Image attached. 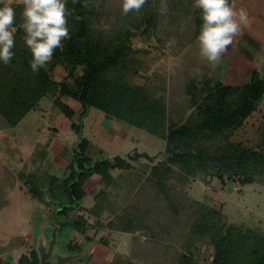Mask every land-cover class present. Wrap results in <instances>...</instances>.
<instances>
[{
    "label": "trees",
    "instance_id": "1",
    "mask_svg": "<svg viewBox=\"0 0 264 264\" xmlns=\"http://www.w3.org/2000/svg\"><path fill=\"white\" fill-rule=\"evenodd\" d=\"M3 3L6 2H0V7ZM84 3L85 0L75 3L68 0L71 38L63 41V48L56 49L52 60L37 73L29 68L32 57L20 28L23 5L11 3L18 30L11 62L8 65L0 62V119L14 128L38 108L44 98L52 95L56 96L55 106L68 119H72L76 111L62 101V97L80 105V119L93 107L110 120L164 140V157L151 168L148 177L154 198L164 200L170 218L185 214L183 251L176 264H202L192 252L197 242L213 247L211 264H264L262 234L228 225L218 210L189 199L167 183L175 178L185 185L190 177L202 176L217 177L222 182L224 178L237 180L241 185L264 184V127L262 131L258 129L259 139L255 145L251 144L249 134L248 137L243 135L247 132L246 120L263 100L264 79L255 69L248 82L231 85L220 77L181 65L182 74L174 83L171 95L162 86L137 85L133 82L140 59L132 51V38L139 31L148 36L155 34L161 20L177 29L186 22L190 25L180 45L184 50L199 35L201 11L193 7V0H147L139 13L123 15L121 9L117 10L116 21L111 23L104 0H87V7L82 6ZM102 20L111 23L112 29L100 26ZM58 68L65 71L61 81L54 79ZM72 126L78 132L82 128L81 124ZM88 145L89 141L83 137L72 148L66 178L55 179L56 195L50 198L49 190L45 192L42 183L40 187L35 188V184L30 187L34 197L54 206L60 216L68 209L76 212L82 207L87 195L82 183L91 170L101 173V165L105 164L107 170L103 176L111 182V170H127L130 166L119 156L85 165L91 161L86 155ZM145 187V184L141 186L140 193ZM65 220L63 229L68 224L72 229L83 226L82 217ZM117 220L121 230L129 232L141 228L121 215Z\"/></svg>",
    "mask_w": 264,
    "mask_h": 264
},
{
    "label": "rangeland",
    "instance_id": "2",
    "mask_svg": "<svg viewBox=\"0 0 264 264\" xmlns=\"http://www.w3.org/2000/svg\"><path fill=\"white\" fill-rule=\"evenodd\" d=\"M104 1L109 21L114 23L122 0ZM246 1L251 0H236L235 10ZM11 3H20V0H11ZM111 23L102 20L100 26L112 29ZM189 25L184 22L182 28L177 29L161 20L155 34L148 36L139 31L132 38V51L140 59L133 83L151 88L162 86L171 95L174 83L182 74L181 65L205 71L231 85L245 84L255 69L264 79V12L215 65L201 59L197 38L186 49H180ZM241 53L246 59L241 60ZM64 76L61 68L54 73L57 81ZM55 97L44 98L38 108L14 128L0 119V248H10L13 258L17 259L29 252L30 234L35 237L39 233L49 234L48 221L54 219L57 211L34 197L30 187L35 184L37 188L42 183L45 192L49 190L50 198L56 195L55 179L66 178L71 150L84 137L89 141L86 155L91 159L85 165L119 156L130 166L127 170H111V182L103 176L107 170L105 164L101 165V173L91 170L82 183L87 192L82 207L76 212L68 209L61 215L62 219L82 217L83 221L82 228L72 229L68 224L61 231L65 244L83 243L82 257L71 264H176L183 251L185 214L170 218L164 200L154 198L148 177L151 168L164 157L165 141L126 123L110 120L93 107L80 119V105L62 97L61 100L76 111L75 116L68 119L55 106ZM72 124H81L82 128L78 132ZM263 127L264 97L246 120L247 132L243 135L248 137L249 134L251 144L255 145ZM167 183L189 199L218 210L228 225L251 229L264 236L263 183L241 185L237 180L224 178L222 182L217 177L202 176L190 177L185 185L175 178ZM144 184L146 187L140 193ZM120 215L135 221L141 228L129 232L121 230L117 220ZM192 252L202 264H211L212 246L197 242Z\"/></svg>",
    "mask_w": 264,
    "mask_h": 264
},
{
    "label": "clouds",
    "instance_id": "3",
    "mask_svg": "<svg viewBox=\"0 0 264 264\" xmlns=\"http://www.w3.org/2000/svg\"><path fill=\"white\" fill-rule=\"evenodd\" d=\"M3 2V0H0ZM76 0H73L75 3ZM147 0H122L121 12L139 13ZM23 5L22 23L24 43L32 59L29 68L33 73L43 69L52 60L56 49L70 39L68 0H20ZM87 7V0L82 5ZM193 7L201 11V28L197 37L199 56L211 65L217 64L227 53L234 39L247 27L249 19L244 10H235L234 0H193ZM166 8V5H165ZM76 19H79L78 17ZM16 12L7 0L0 7V62L8 65L14 53L17 32Z\"/></svg>",
    "mask_w": 264,
    "mask_h": 264
},
{
    "label": "flooded vegetation",
    "instance_id": "4",
    "mask_svg": "<svg viewBox=\"0 0 264 264\" xmlns=\"http://www.w3.org/2000/svg\"><path fill=\"white\" fill-rule=\"evenodd\" d=\"M55 210V209H54ZM65 219H62L60 215L56 214L53 220L48 221L50 232L48 235H40V233L35 237L30 234L31 248L28 253H23L19 255L17 259L13 258V253L10 248H0V264H43L42 254L39 250V241L42 238V247L45 256V264H71V261L63 260L65 254H81L83 253L82 245L83 243L65 244V240L61 238V231L59 229L60 223L63 226ZM56 229V237L53 239L51 237L52 231ZM42 236V237H41ZM41 237V238H40ZM52 243L51 247L50 244ZM66 245V246H65ZM65 247V251L63 250ZM77 247L79 249H77ZM77 251V252H75ZM80 258V257H79ZM78 258H76L77 260Z\"/></svg>",
    "mask_w": 264,
    "mask_h": 264
},
{
    "label": "crops",
    "instance_id": "5",
    "mask_svg": "<svg viewBox=\"0 0 264 264\" xmlns=\"http://www.w3.org/2000/svg\"><path fill=\"white\" fill-rule=\"evenodd\" d=\"M241 9L244 10L247 13V16H248V19H249L248 26L247 27H242L243 29L241 31V34L242 35H246L248 29H250V27L252 26V24L264 12V0H257V1L256 0H251L250 2L249 1H246V2L240 4V7H238V10L237 11H240ZM239 37H240V35L237 36V38L234 39L233 44L231 45L230 48H233V46L235 45V41L238 40ZM241 56H242V59L241 60L246 59V56L242 55V53H241ZM252 59H253V57H252Z\"/></svg>",
    "mask_w": 264,
    "mask_h": 264
},
{
    "label": "water",
    "instance_id": "6",
    "mask_svg": "<svg viewBox=\"0 0 264 264\" xmlns=\"http://www.w3.org/2000/svg\"><path fill=\"white\" fill-rule=\"evenodd\" d=\"M83 138V137H82ZM52 202V201H51ZM53 204L54 205H56V203H54L53 202ZM60 209H62V208H60ZM59 229H63V226H62V224L60 223V227H59ZM56 229H54L53 231H52V235H51V237L53 238V239H55V237H56ZM42 237V236H41ZM40 237V238H41ZM52 243L53 242H51V244H50V247H51V245H52ZM42 238H41V241H39V250H40V252H41V254H42V263L43 264H45V256H44V251H43V247H42ZM82 255H83V253H81V254H65V257H64V259L63 260H65L66 259V261H71V260H74V259H76V258H79V257H82Z\"/></svg>",
    "mask_w": 264,
    "mask_h": 264
}]
</instances>
